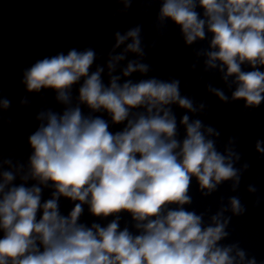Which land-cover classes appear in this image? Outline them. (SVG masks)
<instances>
[{
    "label": "clouds",
    "instance_id": "1",
    "mask_svg": "<svg viewBox=\"0 0 264 264\" xmlns=\"http://www.w3.org/2000/svg\"><path fill=\"white\" fill-rule=\"evenodd\" d=\"M198 5L204 18L196 11V0H163L159 19L178 25L187 44L205 39L207 29L212 38L206 67L216 68L219 61L223 79L234 77L232 99L259 106L264 101V71L258 67L264 66V0H198ZM140 32L139 26L124 35L117 32L116 47L131 39L125 52L143 55ZM95 59L91 48L72 49L38 60L24 72L29 92L52 89L65 106L61 112L49 109L37 115L42 122L29 136L30 172L22 177L51 183L55 191L43 203L37 185L22 183L5 191L15 176L2 173L0 264H245L246 253L238 245L218 243L228 235L230 217L223 218L227 209L205 226L202 214L183 207L191 203L193 177L207 190L204 195L223 181L238 185L240 170L234 163L239 154L232 148L227 154L218 151L208 137L219 133L199 119L189 122L188 115L180 121L186 134L177 139L176 117L168 106L197 111L191 99L181 96L178 80L119 83L120 77L111 73L125 59L120 54L110 57L105 84L102 67L90 72ZM245 63L251 71L242 69ZM148 71V65L130 61L123 76ZM82 78L79 103L71 106L72 87ZM209 90L227 102L222 90ZM0 104L7 108L9 101ZM80 105L93 113L106 112L113 124L125 126L113 133L107 120L85 115ZM141 107L146 111L129 118L132 109ZM256 148L264 153L261 141ZM61 196L76 202L66 216L59 209ZM84 205L95 217L115 219L106 226H87L80 222ZM230 205L235 215L245 211L238 197H231ZM122 212L131 215L138 234L120 228ZM246 264H256L255 258Z\"/></svg>",
    "mask_w": 264,
    "mask_h": 264
}]
</instances>
